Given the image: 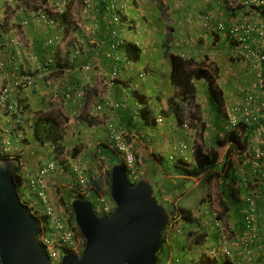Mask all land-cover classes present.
<instances>
[{
  "label": "crops",
  "instance_id": "1",
  "mask_svg": "<svg viewBox=\"0 0 264 264\" xmlns=\"http://www.w3.org/2000/svg\"><path fill=\"white\" fill-rule=\"evenodd\" d=\"M64 1L65 0H49L51 3L50 7L56 4L60 6V13L54 14L53 11L50 13V10L46 6H43V4L31 10L22 0H0V16L5 18L6 24L4 32H0V86L14 82L19 74L23 72L31 73L35 79L32 86L28 87L27 85H23L16 90L10 98L4 110L3 118L0 121V145L2 141L6 139L14 141L16 137L15 133L21 130L24 131L25 138L15 144L13 156L14 159H18L21 171L24 169L26 174H35L41 165L46 164L52 159L59 161L60 157L63 155L57 158L53 147L49 149L48 147L38 144L34 140L33 125L39 117L38 113L51 112V109H56V116H63L65 119L63 130L66 141L64 154L67 155L68 161H65L63 165L59 162L57 171L47 177L48 193L51 199L56 197V190L60 187L67 186L71 189L75 180L72 166L75 164H87L89 167L84 165L83 169L89 180L92 179L93 182L95 179L96 181L100 180L101 188L108 190L109 187L106 182L108 172L99 173L98 167H96L95 164L100 163L101 158H103L104 162L107 164L110 161H115L113 158H111L112 160L109 158V153L110 151L112 152L113 147L110 140L113 130L110 128L111 124L117 131L123 133L127 132V129H131L133 131V136H136L137 139L140 138L141 133L144 148L147 149L150 148L148 146L151 145L150 142L156 140V138L159 140L158 142L165 141L167 144H170L171 149H173L172 139L174 141L177 140L178 144L186 143L192 148L190 146L193 145L192 141L197 140L196 130L194 128L182 132L177 138L173 134V129L178 126V119L168 110L169 100L175 93V89L171 85L169 79L171 68L169 56L166 54V41L168 40L171 53L181 54L186 57H194L196 60L208 62L209 66L218 68L216 69L218 72L215 73L216 83L222 90L224 97V114L221 117L219 115L220 118L212 112L213 105L211 103L212 100L207 82H195L198 90L196 103L201 106L202 117L206 123L212 122L216 127L212 133V138L216 137V135H221L217 127L218 123L226 125L227 121L229 122L230 119L229 115L232 117L241 115L238 113V110L246 107L245 99H250L249 102H251L250 104L253 106H259L264 103V90L261 87V67L255 64L251 65V67L244 61H240V59L232 60L233 56L236 59V55L240 53L238 49L230 51L226 40L214 36L210 27L206 23H203L201 19V14L206 12L212 14L216 22L231 19L232 17H230L231 15L228 9L222 6V0H150V4L144 9V11H146L145 14H143L144 12L140 10L141 8L139 6L130 7L128 5L125 6L127 14L124 27L119 24L110 23V11H108V7L111 0H92V8L89 10L88 14H86L87 11L85 10L87 9L84 8V6H82L83 8H78V10L81 15L86 14L84 16L86 26L92 25V34L96 36L99 44H103L102 52L96 55L89 50L88 46H82L87 45L88 39L84 38L81 32L78 31V34L76 33L75 36L70 38L68 34L70 29L66 30L64 27H61V15L67 13L71 17L73 14L71 10L73 5H64ZM129 1L130 0H127V2ZM41 13H45L47 16L56 20L58 26L51 27L38 21L39 14ZM138 19L142 21L139 23L137 22ZM135 26L140 34L133 30ZM110 27L120 32L122 30L125 31L123 35L128 42H138L143 45L144 55L140 62L134 65L128 64V66L125 67L127 63L121 61L124 57L123 51H121L119 60V57L116 56L117 53L110 49L107 50L105 45L109 37ZM104 28L107 29V33L101 32ZM125 28H128L129 31ZM132 32H135V34L133 35ZM142 36L145 37L144 40H142ZM55 37L58 38L55 39ZM41 42L45 46L44 50H46L44 55L40 54L41 45L39 43ZM64 43H68V49L65 52L60 50L61 47L64 46ZM147 43H151V46H148ZM53 45L54 47L52 49L51 46ZM44 57L47 58V67L43 65ZM67 60H70L71 64L75 66V72L72 73L69 78L64 75V78L61 79L64 85L61 87L68 85V90L66 91H75L70 101L66 100V91L64 92V89L58 88L59 80H48L51 74L54 75V69L52 67L57 65L58 62L64 64ZM93 60L101 61V63H94V66L91 65L89 70H84L83 67L88 64L89 61L92 63ZM97 66H99L100 71L95 69ZM115 69L120 70V76H118L120 79L111 81L109 79V72L111 70L113 72ZM135 72L138 74H145L144 78L141 79L142 84L140 87H142L144 92L145 88L146 91L147 88H150V94L148 91L145 92L151 99L150 104L155 109H159V107L165 108L166 119L162 126L158 125L156 128H145L143 130H141L139 126H136L140 121L139 117L135 114L138 103L132 96L125 94L126 87L130 86V80L135 78ZM96 73L107 76L105 83L108 84V88H106L105 92L104 90L101 92L99 90L100 87H98V89L95 87L97 84L96 80H99ZM143 80L147 81L145 82ZM79 87L81 88V93H83L80 99L76 97V92L80 89ZM162 87H164L165 90H163ZM118 92L121 94H118ZM158 96H160L162 100V105L159 103V100H157ZM56 98L58 100H56ZM99 106L101 110L98 109ZM191 109L187 108V110H185L183 115L184 120L186 119V121H189L188 112H191ZM102 116L106 117L105 121L102 119ZM75 118H78V121H75ZM128 121H130L131 125L129 128ZM116 123L124 127V131L120 128L118 129ZM254 123H256V125H254ZM254 123L253 121L250 123V125L257 126L253 131L254 135L251 142L253 148H258L262 147V141L264 140V118L260 119V121L258 120V123L257 121ZM205 134L208 137L207 130ZM76 136L82 140H84V138L89 140L90 150H94L93 155L95 154V161H90L86 158L89 152L85 150L78 151L75 159H71L69 145H71V139H74ZM86 142L88 143V141ZM130 143H133V141L131 140L129 144ZM106 144L109 148L106 147ZM133 145L134 151V147H138V151L141 150L139 151V157H143L142 153L145 150L143 151V149H140L142 147L139 144H136V146ZM153 146V148H155V145ZM158 153H160V151L158 152V149L155 148V152L151 154L152 157L149 156L145 158V160L154 164L153 168L150 169V167H147L146 164L148 163L146 161L142 162L141 168L145 171L152 170L158 171L157 173H159L163 164L155 158V155ZM38 154L43 155L39 159V163H36L37 165L34 164L30 165V167H24L25 162L32 155L35 156ZM107 157L109 158V162L106 161L108 160ZM175 162L176 160L170 162V169H172L171 166H173ZM93 165H95V167H93ZM238 171L241 172L240 169H238ZM162 173L161 177L163 178L159 180L158 186L164 200L172 203L173 198H178L181 194H187V190L185 186H183V182L186 178L179 175V173L176 174L173 170H171V172L169 170L167 173L166 170H164ZM149 176L145 178H150ZM94 187L96 186L94 185ZM240 196H242V193H240ZM189 201L191 204L194 203L193 199H189ZM178 202L179 201H177V204ZM53 204L61 208L60 203L54 202ZM200 206L201 207L198 208L199 212L203 213L205 211L206 213H210L208 207H206V203ZM238 207L239 204L236 205V208ZM238 209L240 215H238V217L237 215L235 216V222L238 224L237 230H243L242 213L245 209ZM203 217V220L206 221V219L212 218V215ZM260 226L262 227V225ZM211 232L214 238L215 231L210 229V234ZM233 234L236 235V232H233ZM216 241V238L210 240L206 249L214 245ZM261 244L263 245L264 241L260 238L259 244L256 243L254 247L256 251L259 252V250H263L260 246ZM257 258L260 259L258 253Z\"/></svg>",
  "mask_w": 264,
  "mask_h": 264
},
{
  "label": "trees",
  "instance_id": "2",
  "mask_svg": "<svg viewBox=\"0 0 264 264\" xmlns=\"http://www.w3.org/2000/svg\"><path fill=\"white\" fill-rule=\"evenodd\" d=\"M92 2V0H90ZM222 6H224L228 11L230 12L231 19L227 21H219L216 22L214 16L210 14L209 12L201 14V19L203 20V23H206L210 29L213 32V35L217 38H224L228 44V49L230 51L237 50L240 52V42L237 38L232 36L231 29L235 26H239L243 18L248 15V10L243 11V6H238L236 9H232L228 6L226 0H222ZM110 6V5H109ZM25 9V8H24ZM27 9V7H26ZM110 8L108 7V11ZM120 10H111L110 11V23L116 24L115 21V15H117L119 18V25L124 26V21L126 20V16L120 17ZM61 27H64L65 29H68V25L71 21V17L67 13H63L61 15ZM145 18V17H144ZM117 25V24H116ZM6 27L5 24V18L0 16V32L3 33L4 29ZM117 29V28H116ZM109 37L107 38V42L105 47L107 50L111 49V44L115 40V36L113 33H116L114 29H109ZM119 33L118 36L122 39L124 37L123 33H121L119 30H117ZM102 33H107V29L104 28ZM117 36V35H116ZM58 37H55L57 39ZM109 40V41H108ZM168 40V39H167ZM169 40L166 41V54L169 56L170 60V82L173 88L175 89L174 96L169 100L168 107L170 112H172L176 118L178 119L177 124L178 126L173 129V134H175L176 138L181 135L183 129L181 126L184 124L183 115L185 110L187 108L191 109V112L189 113V126L190 129L194 128L196 130V134H199V136L202 137V141L198 143L197 140L192 141L193 145H190L192 148L189 153L183 154L181 156L175 155L177 158L175 164L172 167V169L167 166L166 173L171 172L173 170L176 174L179 173V175L186 178L185 185L187 182L199 179L203 181V186L205 187V190H209L207 186H210V184L213 181H216V184L220 187L221 185V198L224 199L222 205L225 209V211H229V208H236L235 201L241 200L240 198L247 199L253 198L260 207L264 206V184H259L257 182V177H255L252 174L251 167L249 165L242 167V171L239 172L236 167L237 164H235V160L232 158V154L237 153L240 159V155L245 152L249 151L251 148H253L252 145V137L254 135V130L257 126L256 123L254 125H250V120L248 116L240 117L241 115H238V124L235 126H232V128L228 129L225 124H219L217 125L219 132H221V135H216V137L210 138L205 136V130L207 129L206 126L208 123H206L202 117V109L201 106L196 103V100L198 98V90L195 85L196 81H206L208 84L209 93L211 95L213 110L212 112L217 115L218 118L223 116L224 114V97L222 90L217 86L215 73L218 72L216 69L217 67L209 66L208 62L203 60H196L194 57H186L181 54L177 53H171L169 49ZM41 45L40 47V54L44 55L45 46L43 43H39ZM56 45V44H54ZM53 46L51 48L53 49ZM240 49V50H239ZM121 51L124 52V57L121 59V61L126 62L125 64L127 67L128 64H136L142 60V57L144 55V47L141 43H125L124 46L121 47L117 51L118 57L120 60ZM237 58L235 59L233 56L232 60L240 59V61H244L249 66L254 64L253 59H249L245 56H240V53L236 55ZM110 59V58H109ZM44 61V67H47V58H43ZM118 61V60H117ZM74 63V62H73ZM121 63V62H120ZM91 65L94 66V63L90 62L86 64L83 68L87 66L91 67ZM130 66V65H129ZM51 67V66H50ZM124 67V68H125ZM252 67V66H251ZM54 69V75L51 74L48 77L49 81H52L53 79L59 80V86L58 88L64 89V92L68 90V85L63 86L61 79L64 78V75H66L67 78L70 77L72 73L75 72V66L71 64L70 60H67L64 64H61L58 62L57 65H54L52 67ZM122 70V69H121ZM120 72V70H119ZM120 76V74H119ZM132 80H130V83ZM129 83V84H130ZM131 85V84H130ZM84 87V86H83ZM130 88V86H128ZM136 87V88H135ZM80 88V87H79ZM127 88V87H126ZM81 89V88H80ZM79 89V90H80ZM130 91L132 98L136 100L138 103L135 114L137 117H139L140 121L138 122V125L141 130L145 128H156L159 123L157 122L158 116L162 115L164 117V120L166 119L165 114V108L159 107V109H155L151 104V99L147 96V94L143 91L142 87H139L137 85V82L135 86H132L130 88ZM78 92V91H77ZM76 92V93H77ZM75 94L74 90L66 91L65 97L66 100L70 101L71 98H73L72 94ZM69 96V98H68ZM157 100H159V103L162 105V100L160 96L157 97ZM246 101V107L248 110L254 111L256 108V105L253 106L249 102V100L245 99ZM237 111V110H236ZM243 111L238 110V113L241 114ZM39 117L37 121L33 125V137L34 140L42 145H50L54 148L55 154L57 155V158L60 157L61 154H64V150L66 147V141H65V135L63 130V124L65 122V119L63 116H55L54 113L51 112H40L38 113ZM61 115V114H59ZM220 115V117H219ZM131 121V120H130ZM130 121H128V128L131 127ZM260 121V120H259ZM224 122V121H223ZM164 123V122H163ZM162 123V124H163ZM258 123V121H257ZM135 126V125H134ZM135 129V127H134ZM128 131H132L131 129H127ZM127 135V134H126ZM191 139V138H190ZM173 141L172 146H177L178 142L177 140ZM129 143V142H128ZM190 144V143H189ZM106 147L109 148V146L106 144ZM112 152L115 154V151L112 149ZM77 150L75 149L74 156L77 154ZM174 153V152H173ZM172 153V154H173ZM116 155V154H115ZM193 160V163H187L185 162V159H188L187 157H190ZM73 156V155H72ZM237 156V157H238ZM0 157L2 158H9L8 156H3L0 154ZM111 165L112 166L115 163H122L120 159L117 158ZM155 158L161 163H165L164 156L162 153H158L155 155ZM18 160V159H16ZM171 162V160H170ZM139 163V162H138ZM165 167V166H163ZM143 169L139 165V171L140 176L143 177ZM24 174L22 171L17 172L15 175V183L17 185L18 189V195L21 191L23 185L25 184ZM242 176L244 177V181L241 179ZM111 169L108 171V175L106 178V182L108 184V190L107 194L110 195V187H111ZM233 182V183H231ZM256 183V186L254 185ZM93 184V193H99L101 191H104V189L101 188V182L100 180L96 181V179L89 183V185ZM226 184V185H225ZM236 184V185H235ZM94 185L96 187H94ZM62 188L60 187L57 189V193L59 192L60 195V204L64 208L66 212H68L71 216V219L74 224L75 223V217L74 213L71 207V201L74 199H87L83 195H79L78 193H75L72 189L69 188L66 189L67 198L64 199L62 197ZM227 188V189H226ZM255 189V193H253V190ZM161 192V191H160ZM240 193H242V196H240ZM49 194V193H48ZM238 195V196H237ZM69 198V203L66 201ZM174 200L176 198H173ZM172 199V203H170L171 207L169 208V211L171 210L172 213V207L174 206V200ZM53 203V202H52ZM206 203V207H208L210 213H206L205 211L199 212L197 211L196 214H193L191 209L188 207H179L180 215L182 218V226L181 230L173 231L172 234L176 235V239L172 240V237H170V241H167V233L166 230L163 233V239H162V249L159 252L157 256V264H166L170 258L177 257L180 258L183 262L190 260V264H199L194 257H190V254H192V251L194 250V247L198 246H204L206 247L207 244L210 241V232L205 228L206 224L213 225V219L209 218L206 222L203 221V216L212 215L211 213H214V211L211 210V204L212 202L210 199L204 201L203 199L200 200V205ZM28 207L27 204L23 203ZM30 214L35 217V219L38 222V225L44 221L43 218L36 217L31 213L32 208L28 207ZM244 216V213H242ZM242 216V220H243ZM213 217V216H212ZM219 219L220 216H219ZM213 228H215L213 226ZM217 233V232H216ZM219 234V233H217ZM258 234L261 239H263L264 230H261V226L258 227ZM81 235V233H80ZM218 237V235H217ZM216 237V240H217ZM189 243V244H188ZM204 257V254L201 256ZM206 257V254H205ZM210 257H206L207 262L203 264H224L223 261H216L213 259H209ZM223 260V259H222ZM226 264V263H225Z\"/></svg>",
  "mask_w": 264,
  "mask_h": 264
},
{
  "label": "built area",
  "instance_id": "3",
  "mask_svg": "<svg viewBox=\"0 0 264 264\" xmlns=\"http://www.w3.org/2000/svg\"><path fill=\"white\" fill-rule=\"evenodd\" d=\"M77 1L79 0H65L64 5H76ZM82 1L87 7L91 8L90 0ZM119 1L120 0H111L109 10H117ZM226 2L232 9L244 5L243 11L248 10V15L243 18L242 23L237 27L234 26L231 31L233 33L232 36L237 38L240 42V56L253 59L254 64L261 67V87L264 90V0H226ZM54 7L56 8L54 12H60L59 5L56 4ZM118 18L119 17L115 15L116 24H119ZM38 21L51 27L58 26L57 22L45 13L39 14ZM113 34L115 40L111 44V50L116 53L125 45V41L121 39L117 33ZM85 69L89 70L90 67L87 66ZM112 73L113 78L117 79L120 72L115 69ZM144 76V73H140L141 78H144ZM34 82L35 79L31 73L23 72L19 74L14 82L0 86V121L3 118L4 110L13 93L23 85H27L28 87L32 86ZM82 96L83 93H81L80 89L76 97L80 99ZM251 98L253 100L252 96ZM98 109L101 110L100 106ZM239 110L243 111L240 117L248 116L251 122H256L264 118V103L259 106L257 105L254 111L248 110L247 108H241ZM229 117L231 126L238 124V117H232L231 115H229ZM157 122L159 125L163 123L164 117L159 115ZM181 127L183 131L190 130L188 121L184 122ZM110 128L113 129L111 141L115 152L127 171L130 183L135 184L141 179V171H139L135 151L132 145L127 142L122 132L117 131L112 124ZM15 134L16 137L14 141L9 139L2 141L0 145L1 155L14 158L13 151L15 144L25 138L24 131L22 130ZM173 149L174 151H179L181 154H186L191 151L189 145L186 143H180L174 146ZM170 160H174V156H170ZM240 161V170H243L242 167L249 165L254 176L257 177V182L259 184H264V140L262 141V147L251 148L249 151L243 152L240 155ZM56 171L57 163L51 160L41 165L35 174H24L25 184L19 192L20 201L32 208L31 213L36 217L44 219L39 226L38 241L47 253L50 264H61L63 256L66 254L77 257L81 256L86 244L85 239L80 235L77 225L73 223L70 214L66 212L63 207L59 208L55 206L49 197L47 177L54 174ZM73 171L76 174V182L73 183L71 189L75 193L83 195L86 198L93 196L96 214L98 216L109 217L116 209V205L107 194V190L99 193L95 192V194H93V185H89V179L83 167L74 165ZM97 209L99 213H97ZM181 221L180 211L174 208L170 221L166 227L167 237L174 230L180 231L179 224H181ZM243 225L242 233L232 236L233 230L230 229L229 231H225L222 220L215 219L214 226L216 230L219 231V236L216 243L211 246L208 252L209 255L214 257L220 254L223 259L221 261H223L224 264H261L257 258V251L254 247L256 243L259 244L260 242L258 227L259 225L264 227V206L260 207L251 197L247 200V209L243 216ZM260 246L262 247V244ZM197 251L203 254L205 252V247L198 246ZM189 261L190 260L183 262L180 258L173 257L170 258L166 264H189Z\"/></svg>",
  "mask_w": 264,
  "mask_h": 264
},
{
  "label": "water",
  "instance_id": "4",
  "mask_svg": "<svg viewBox=\"0 0 264 264\" xmlns=\"http://www.w3.org/2000/svg\"><path fill=\"white\" fill-rule=\"evenodd\" d=\"M19 163L0 157V264H50L38 241L39 225L19 198ZM110 195L116 209L98 216L88 199H74L75 223L86 244L81 256H63L61 264H157L170 211L155 196L153 182L132 185L122 163L111 168Z\"/></svg>",
  "mask_w": 264,
  "mask_h": 264
},
{
  "label": "rangeland",
  "instance_id": "5",
  "mask_svg": "<svg viewBox=\"0 0 264 264\" xmlns=\"http://www.w3.org/2000/svg\"><path fill=\"white\" fill-rule=\"evenodd\" d=\"M143 0H130L129 2H127V0H120L119 1V3L117 4V11H119L120 10V17H121V15L122 16H126V14H127V9H126V7L125 6H130V7H140L141 9V11L142 12H144L143 14H145V12L146 11H144V9H146V7L148 6V4H150V0H146V1H143ZM22 2L24 3H26L29 7V9H35L36 7H38V6H41L42 4H43V6H46L49 10H50V13H52V11L54 12L55 10H56V8L53 6V7H50V2H49V0H22ZM89 3V2H88ZM91 3V2H90ZM82 6H84V8H86L87 10H85V11H87L86 12V14H88L89 13V10H91V8H92V3H91V8H89V7H87V5L81 0H79L78 2H77V4L76 5H73L72 6V8H71V10L73 11V14H72V16H71V21H70V23H69V27H67L68 29H70V32H68V34H69V37L71 38V37H73V36H75L76 35V33L78 34L79 32H81V34L83 35V37L84 38H86V39H88V43H87V45H82L83 47L85 46H88V48H89V50L90 51H92L95 55L96 54H100L102 51V49H103V44H99L98 43V40L96 39V36H94V34H92L93 33V30H92V28H91V26L92 25H88V26H86V20H85V18H84V16L86 15V14H83V15H81L80 13H79V10H78V8H83ZM145 6V7H144ZM144 7V8H143ZM34 11V10H33ZM58 13H60V12H54V14H58ZM140 16V15H139ZM73 17V18H72ZM56 21V20H55ZM142 20H140V19H138V21L137 22H141ZM57 22V21H56ZM136 22V23H137ZM58 24V23H57ZM87 24H89V23H87ZM120 26H122V27H124L123 25H120ZM124 29V28H123ZM127 31H129V29L128 28H125ZM67 30V29H66ZM133 30L136 32V33H138V34H140V32L136 29V26L133 28ZM79 31V32H78ZM115 32L116 33H119L117 30H115ZM123 32H125V31H121V33H123ZM135 32H132V34L134 35L135 34ZM143 38H142V40H144V36H142ZM97 40V41H96ZM130 43V42H129ZM67 44L68 43H64V46L63 47H61V51H63V52H65V51H67ZM147 45L148 46H151V43H147ZM78 46H79V48H80V45L78 44ZM106 49V48H105ZM80 50V49H79ZM62 61H64V60H62ZM93 63H96V64H98V63H101V61L99 62L98 60H93ZM102 65H103V63H102ZM100 66H101V64H100ZM103 67H104V65H103ZM95 69H97V70H99L100 71V68H99V66H97V67H95ZM127 69V68H126ZM125 70V69H124ZM128 70V69H127ZM127 70H125V71H127ZM97 74V73H96ZM104 74H105V72H104ZM97 76H98V78H99V80H96L97 81V84H96V88L98 89V87H100V91L102 92L103 90H104V92L106 91V88H108V84H106L105 83V80H107V76H103V75H100V74H97ZM134 77L135 78H133V80H132V82L130 83L131 85H130V88L132 87V86H135V84H136V82H138L137 83V85L140 87L141 86V79H143V78H141L140 77V74H138L137 72H135L134 73ZM256 78H257V76H256ZM109 79L110 80H119L120 79V77H117V79H114L113 78V73H112V70L109 72ZM143 81H147V80H143ZM111 82V81H110ZM122 83V82H121ZM120 83V84H121ZM149 84V83H148ZM102 86V87H101ZM130 88L129 87H127L126 88V90H125V94H127L128 96H131V93H130V91H132V89L130 90ZM136 88V87H135ZM162 89L163 90H165V88L164 87H162ZM147 91H148V93L150 92V88L148 89L147 88ZM146 91V88H145V92H147ZM117 92V91H116ZM124 93V92H123ZM122 93V94H123ZM118 94H121V93H119L118 92ZM150 94V93H149ZM59 98V97H58ZM60 99V98H59ZM55 100V99H54ZM56 100H58L57 98H56ZM57 103V102H56ZM59 108V107H58ZM52 111H51V113H54V115L56 116V113H55V111H56V109H51ZM102 119L105 121L106 120V117H104V116H102ZM189 119V118H188ZM102 120V121H103ZM75 121H78V118H75ZM164 124V123H163ZM162 123L159 125V126H162L163 125ZM228 124V121H227V123H226V125ZM116 125H117V127H118V129L120 128L122 131H124L123 129H124V127H121L118 123H116ZM218 125V124H217ZM206 130H207V134H208V137H210V138H212V133L214 132V130L216 129V127L214 126V123H212V122H210V123H208L207 124V126H206ZM205 130V131H206ZM133 131H127V132H122L124 135H125V137H126V140H127V142H130L131 140L133 141V143H130V144H134L133 146H136V144H139L142 148H140V149H143V157H139L140 156V153H139V151H141V150H139L138 151V147H134L135 148V153H136V156H137V161L139 162L138 163V165H140V167H142V162L144 161H146L148 164H146L147 165V167H150V169L151 168H153L154 167V164H152L150 161H148V160H145V158L147 157H152V155L151 154H153L154 152H155V148H157L158 149V152L160 151V153H162V155L164 156V160H165V163H163V166H165V167H162L161 169H160V172L159 173H157L158 171H152V170H148V171H145L144 169L142 170L143 172V176L144 177H146V176H149L152 180H153V187H154V190H155V196L158 198V200L167 208V209H169L170 207H171V205H170V203L169 202H167V200H164L163 198H162V196H161V192H160V188H159V186H158V182H159V180H162V178L163 177H161L162 176V171H164V170H166V168H167V166H169V164H170V160H169V158H170V155L174 152L173 151V149H171V146H170V144H167V142H165V141H163V142H158L159 140H157V138H156V140H153L152 142H150L151 143V145H148L150 148H151V150H150V148H144V142H142V137H141V133H140V138L139 139H137L136 138V136H133V133H132ZM127 134V135H126ZM79 135V134H78ZM205 136H206V134H205ZM196 139H197V141L200 143L201 141H202V137L201 136H199V134H196ZM82 141V142H81ZM86 141H88V143L86 142ZM165 142V143H164ZM102 145H104V144H102ZM146 145V144H145ZM153 145H155V148H153L154 146ZM44 147H48L49 149L51 148V146H47V145H45ZM69 153L71 154V159L72 158H74L75 159V156H74V153H75V149L77 150V152L79 151H82V150H85L86 152H89L88 153V156L86 157L87 159H89L90 161H95L94 159H96L95 158V154L93 155V152H94V150H90V142H89V140L87 139V138H84V140H82V139H79V137L78 136H76V137H74V139H71V145H69ZM171 149V150H170ZM68 153V154H69ZM96 154H98V153H96ZM110 156H109V158L111 159V158H113V160H117L116 158H115V156L116 155H114L111 151H110ZM174 154V153H173ZM42 155L43 154H38V155H32L26 162H25V164H24V167H30V165H34V164H36V163H39V159L42 157ZM62 155V154H61ZM60 155V156H61ZM73 155V156H72ZM238 156V154L237 153H234V154H232V158L235 160V164H237L236 166H237V168H239V166H241V161H240V159H239V156ZM99 157V156H98ZM101 157V156H100ZM108 158V157H107ZM109 158H108V160H106L107 162H109ZM70 159V160H71ZM112 160V159H111ZM59 161H60V163L63 165V163H65V161L67 162L68 161V157H67V155H65V154H63L61 157H60V159H59ZM112 163L113 162H109L108 164L107 163H105L104 162V160H103V158H101V161H100V163H97V164H95L96 165V167H98V170H99V173H105V171H106V173L111 169V165H112ZM240 164V165H239ZM37 165V164H36ZM84 165L85 166H87V167H89L87 164H81V166L82 167H84ZM95 165H93V167H95ZM240 169V168H239ZM28 170V169H27ZM95 170H97V169H95ZM242 171V170H241ZM22 172L23 173H25L26 171H24V169H22ZM155 174H157V175H155ZM253 174V173H252ZM254 175V174H253ZM244 177L245 176H242L241 177V179L244 181ZM185 181L186 180H184V182H183V186H185V189L187 190V194H181L179 197H182L180 200H179V202H178V204H177V206H179V207H183V208H185V207H188L189 209H191V211L193 212V214H196L197 213V211H198V208H200L201 206H200V200L201 199H203L204 201H206V200H208V199H210V201L212 202V204H211V210L212 211H214V213H217L219 216H220V218H221V220H222V222H223V224H224V230L226 231V230H230V229H232L233 230V232H236V235H239V234H241L242 233V229H238L237 230V226H238V224L235 222V220H236V218H235V216L237 215V217H238V215H240V213H239V209L238 208H241V209H245V205H244V203L242 202V203H240V200H237V201H235V204H239V207L238 208H229V210L230 211H225V209H224V207H223V205H222V203H223V201H224V199L223 198H221V193H222V190H221V185H220V187L216 184V181H213L211 184H210V186H207V188L209 189V190H205V187L203 186V181L202 180H197V179H194V180H191V181H189V182H187V184L185 185ZM231 183H233V182H231ZM197 185V186H196ZM226 185V184H225ZM236 185V184H235ZM254 185L256 186V183H254ZM196 186V187H195ZM69 187H70V183H69ZM64 188H66V189H68L69 190V188L66 186H64ZM64 188H62V197H64V199H66L67 198V191H66V189H64ZM183 188V187H182ZM227 189V188H226ZM57 191L58 190H56V193H57ZM70 191V190H69ZM253 193H255V189L253 190ZM68 194H70V193H68ZM238 196V195H237ZM91 200H94V197L93 196H90L89 197ZM189 199H193V201H194V203L193 204H191L190 203V201H189ZM241 200H243L242 198H240ZM52 200V202L54 203H56V202H58V203H60V195H59V192H58V194H56V197L55 198H52L51 199ZM68 203H69V198L66 200ZM37 203V202H36ZM71 203H72V201H71ZM240 204H243V205H240ZM60 206L62 207V205L60 204ZM99 210L97 209V213H99L98 212ZM227 213H228V215H227ZM179 226H182V223L181 224H179ZM212 227V225L210 226V228ZM176 228H178V227H176ZM205 228L208 230H210V228H209V224H206L205 225ZM261 230L263 231L264 230V227H261ZM174 231H177V230H174ZM218 233H219V231H218ZM232 236H234V234L232 233ZM170 237H172V240H174V239H176V235L175 234H171L170 235ZM217 237V233L215 232V237L214 238H216ZM263 241H264V234H263ZM214 238H213V235H212V232H211V234H210V240H214ZM172 240H171V242H172ZM210 248H211V246H209V248H207V249H205V252L203 253L204 254V257L202 258L201 256L203 255V254H200V252H194V258L196 259L195 261H197V263H199V264H203V263H206L207 262V259H206V257H210L211 259H213V260H216V261H221L222 260V258H221V256H220V254H218L217 256H214V257H212V256H210L209 255V250H210ZM262 249L263 250H259V252L257 251V253L259 254V257H260V259H259V262L261 263V264H264V244L262 245ZM205 254H206V257H205ZM190 256H192V254H190ZM209 258V259H210ZM191 263V261H189V264Z\"/></svg>",
  "mask_w": 264,
  "mask_h": 264
},
{
  "label": "clouds",
  "instance_id": "6",
  "mask_svg": "<svg viewBox=\"0 0 264 264\" xmlns=\"http://www.w3.org/2000/svg\"><path fill=\"white\" fill-rule=\"evenodd\" d=\"M124 41H125V43H129L128 41H127V39L126 38H122ZM111 50V49H110ZM117 53V52H116ZM116 56H118V53L116 54ZM120 74V73H119ZM119 76V75H118ZM184 122H186V119H185V121ZM188 123H189V121H188ZM228 129H230V128H232V126H231V124L228 122V124L227 125H225ZM229 126H230V128H229ZM182 132H184V131H182ZM175 135V134H174ZM111 140V139H110ZM111 143H112V141H111ZM113 145V144H112ZM174 147V146H173ZM172 147V148H173ZM112 149L115 151V149H114V147H112ZM173 151H174V149H173ZM115 154H116V152H115ZM136 155V154H135ZM175 155H179V156H181L182 157V155H181V153L179 152V151H174V154H171L170 156H174V160H171V162H174L175 160H177V158L175 157ZM116 156H117V158L118 159H120L119 157H118V155L116 154ZM190 156V155H189ZM9 158H11V157H9ZM137 158V157H136ZM188 159H185L186 161L185 162H187L188 164L189 163H193V160H192V158H191V156L190 157H187ZM14 159V158H13ZM52 160H54V159H52ZM121 160V159H120ZM169 160H170V158H169ZM18 161V160H17ZM56 163H57V169H58V166H59V162L60 161H56V160H54ZM138 162V161H137ZM19 163V162H18ZM116 164V163H115ZM123 164V163H122ZM75 165H79V166H81L80 164H75ZM82 167V166H81ZM84 168V167H83ZM19 169H20V164H19ZM21 171V170H20ZM72 171H73V166H72ZM73 173H74V175H75V180H74V182H76V174H75V172L73 171ZM142 178H145L144 176L143 177H141V179ZM89 179V178H88ZM140 179V180H141ZM92 181V179L91 180H89V183ZM136 184V183H135ZM73 185V184H72ZM93 185V184H92ZM132 185H134V184H132ZM92 191H93V189H92ZM93 194H95V193H93ZM181 197H178V198H176L175 200H174V206L172 207V213H173V209L174 208H177L178 210H179V206H177V201H179V199H180ZM88 200H91L90 198H87ZM92 202H93V200H91ZM240 202H243L244 203V205H245V210L247 209V200L246 199H244V200H240ZM93 205H94V202H93ZM169 210V209H168ZM95 211V210H94ZM172 213H171V210H170V214L172 215ZM243 213H245V211L243 212ZM216 214V215H215ZM212 218H214L213 219V225H212V227L210 228V226L211 225H209V228L210 229H212L213 231H215V232H217L218 233V231L216 230V228H213V226H214V221H215V219H219V215L217 214V213H212ZM34 217V216H33ZM171 218V217H170ZM219 220H221V219H219ZM170 221V220H169ZM168 221V222H169ZM204 221V220H203ZM207 221V220H206ZM206 221H204V222H206ZM182 223V222H181ZM168 224V223H167ZM167 224H166V227H167ZM166 227H165V229H164V232H165V230H166ZM180 227V230H181V226H179ZM215 227V226H214ZM208 231L210 232V230L208 229ZM163 232V233H164ZM173 233V232H172ZM171 233V234H172ZM170 234V235H171ZM170 235L168 236V237H166L167 238V241H168V243L169 242H171L170 241ZM218 236H219V234H217ZM217 239H218V237H217ZM86 242V241H85ZM189 244V243H188ZM197 249H198V247H194V250L192 251V256H190V257H194V252H198L197 251ZM205 249H206V247H205Z\"/></svg>",
  "mask_w": 264,
  "mask_h": 264
}]
</instances>
